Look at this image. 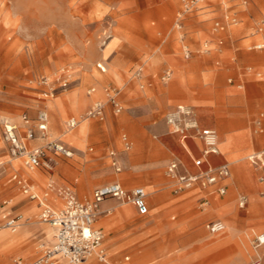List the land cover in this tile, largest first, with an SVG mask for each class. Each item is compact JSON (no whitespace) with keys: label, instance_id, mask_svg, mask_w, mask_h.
Segmentation results:
<instances>
[{"label":"rangeland","instance_id":"obj_1","mask_svg":"<svg viewBox=\"0 0 264 264\" xmlns=\"http://www.w3.org/2000/svg\"><path fill=\"white\" fill-rule=\"evenodd\" d=\"M180 9L179 0H0V203L22 216L15 232L28 229L24 242L0 254V264H15L17 257L33 260L40 245L51 241L52 227L40 220L38 200H30L12 178H29L30 171L43 175L33 191L49 205L43 194L60 197L61 186H70L81 201L111 181L125 189L154 185L163 192L160 204L148 195L146 215L116 199L100 203L94 225L103 231L108 264H248L257 256L255 249L264 264V245H253L255 234L264 232V181L259 178L264 167L247 158L264 148V77L256 75L264 72V49L253 48L264 44V0H208L179 17ZM216 21L221 30H214ZM107 88L119 90L123 110L115 114L107 106L103 120L88 118L94 100L106 101ZM68 97L82 98L80 108ZM179 101L194 107L202 125L216 129L222 154L216 162L226 159L231 168L226 193L205 207L198 187L177 196L165 175L174 158L196 171L163 119ZM42 108L48 114L47 139L74 153L58 157L51 175L11 157L1 136L2 121L23 130L21 116L32 123ZM53 114L60 122L54 123ZM70 117L85 119L66 131ZM84 120L88 127L79 138ZM123 133L131 141L126 151ZM193 141L187 139L191 146ZM110 149L118 152L120 172L111 166ZM199 155L195 148L194 156ZM85 182L91 183L85 187ZM240 195L246 198L242 208ZM209 221H221L224 231L210 233ZM85 262L105 264L94 257Z\"/></svg>","mask_w":264,"mask_h":264},{"label":"built area","instance_id":"obj_2","mask_svg":"<svg viewBox=\"0 0 264 264\" xmlns=\"http://www.w3.org/2000/svg\"><path fill=\"white\" fill-rule=\"evenodd\" d=\"M181 9L178 14L189 13L202 8L208 0H179ZM235 22V18L232 19ZM222 26L218 21L214 23V30H221ZM255 49H264V44L253 45ZM188 56L189 50H184ZM104 70L101 65H98ZM139 74V70L136 72ZM257 76L264 77V72H258ZM169 72L165 73L163 79L168 78ZM230 81V79H229ZM64 86L66 83L63 84ZM94 88L88 90V94L94 92ZM106 101L94 100L86 111L88 118L103 120L106 107L109 106L113 113L118 114L123 110L122 102L118 96L119 90L116 88L105 89ZM50 95H53L51 93ZM23 130L9 120L2 121L1 136L6 143L7 151L13 158H20L25 167L29 169L42 168L51 173L58 157L71 158L73 151L56 140H48V114L42 108L39 109L36 118L31 123L26 114L21 116ZM164 122L170 132L181 139L192 138L198 140L201 145V155L193 157L192 164L196 168L195 172L184 169L180 160L171 159L165 166L166 177L173 182V194L198 187L200 190H209L218 195L226 193V181L230 177V166L228 162L213 165L209 157L218 156L219 141L215 129L202 127L199 123L198 115L189 104H177L168 109L163 116ZM77 120L70 117L65 122L66 131L73 129L77 125ZM45 140L44 144L35 148H30L28 142L32 140ZM122 151L129 150L131 141L123 133L121 135ZM111 166L115 172L121 171L118 152L110 149L107 152ZM248 160L255 165L264 167V149L251 153ZM260 181H264V176H260ZM15 184L21 192L30 200H38L40 206L39 218L43 223L49 224L53 229V240L49 245H40V255L33 260H24L20 257L14 259L15 264H79L91 256H95L100 262H106V251L103 247V232L94 225L100 203L107 199H116L122 203L131 204L139 215H146L149 212L147 204L148 194L143 187L125 189L118 182H110L96 187L91 199L81 201L77 198L70 186H61L58 194L63 200V205L59 209L49 207L37 193L33 191L31 185L19 177L14 176ZM52 188V181L48 183ZM200 206L209 204L206 197L200 199ZM238 207L242 208L246 204V198L240 195L237 200ZM21 219L20 214L13 212L6 202L0 203V229L15 231ZM205 228L212 234L223 232L225 225L221 221H209ZM254 248L264 245V233H260L253 239ZM262 257L256 256L249 264H261Z\"/></svg>","mask_w":264,"mask_h":264},{"label":"crops","instance_id":"obj_3","mask_svg":"<svg viewBox=\"0 0 264 264\" xmlns=\"http://www.w3.org/2000/svg\"><path fill=\"white\" fill-rule=\"evenodd\" d=\"M179 91V92H178ZM177 92L178 93H185L186 91L185 90H177ZM69 98V101H70V103L71 104H74L75 105V109H78V108H80V105H81V99H72V97H68ZM183 99H189L188 101H191L192 102V99H195V97H185V98H183ZM60 102L61 103H63L62 102V97H60ZM120 100H121V97H120ZM87 102V101H86ZM122 102V101H121ZM177 104H187L186 102H183V101H179V102H177V103H175V104H173L172 106H170L169 107V109L170 108H172L173 106H175V105H177ZM53 119H54V123H55V121H59L60 119H59V117L58 116H55L54 114H53ZM198 119H199V117H198ZM60 122V121H59ZM199 123H200V125L202 126V127H205V128H211V129H214V128H212V127H209V126H204V125H202V123L200 122V120H199ZM228 123V122H227ZM87 127H88V122L86 121L83 125H82V131L81 132H79V138H80V135L82 136L84 133H85V131H86V129H87ZM216 130V129H215ZM178 137V136H177ZM179 138V141H180V143H181V145L188 151V153H189V155H190V157H191V162H192V159H193V157H198V156H194V149L196 148V149H198L199 150V152H200V155H201V149H202V145H201V143L198 141V140H196V139H192V140H194L193 142H194V146H191L190 144H188L187 143V139L188 138H186V139H181L180 137H178ZM226 139H228V137L226 138ZM53 140V139H52ZM67 142H69V141H67ZM62 143V142H61ZM44 144V143H43ZM43 144H40V140H32V141H29L28 142V146L30 147V148H35V147H38V146H41V145H43ZM64 144V143H63ZM65 145V144H64ZM67 146V145H66ZM70 148V147H69ZM261 149H264V148H261ZM261 149H258V150H254V151H252L251 153H254V152H257V151H259V150H261ZM250 153V154H251ZM199 155V156H200ZM222 154H221V152H220V154L218 155V156H221ZM249 155V154H248ZM218 156H210L209 157V160H210V162L213 164V165H218V164H220V163H222V162H228L226 159H224L223 161H220V162H216V157H218ZM118 157H119V155H118ZM170 161V160H169ZM168 161V162H169ZM167 162V163H168ZM229 163V162H228ZM182 164H183V162H182ZM193 165V164H192ZM183 167H184V169L185 170H187V171H189L185 166H184V164H183ZM191 172V171H190ZM192 172H194V171H192ZM237 172H238V174L239 173H242V167L240 166V165H237ZM48 173V172H47ZM52 173V172H51ZM51 173H48V175H51ZM230 174H231V168H230ZM27 175L29 176V178H27V177H24V176H18L17 174H14L13 175V180H14V176H16V177H19L20 179H22V180H24L26 183H28L29 185H31V188L33 189V190H35L36 189V185H37V183H42L43 182V180H44V177H43V175H41V174H39V173H37V172H33V171H30L29 173H27ZM45 177H46V175H45ZM118 179H121L120 178V176H118ZM48 180L49 181H51V178H48ZM31 181H34L35 183H33V184H31ZM14 182H15V180H14ZM111 182H118V181H111ZM91 183V182H90ZM90 183H86L85 182V187L87 186V185H90ZM108 183H110V182H108ZM119 183V182H118ZM105 184H107V183H105ZM103 185V184H102ZM98 187V186H97ZM134 187H143L144 189L145 188H147V190H148V195L150 196L151 194H153V198H154V200L156 201V202H159L158 204H160L161 203V201H163V198H164V195H163V192H161L160 190H158V189H155V187H154V185H151V186H148V185H146V187H144V186H134ZM134 187H132V188H134ZM227 188H228V180L226 181V191H227ZM194 189V188H193ZM192 190V189H191ZM191 190H188V191H191ZM198 190H199V193H201V195H200V197L198 198V201H200V199L202 198V197H206V198H208V200H209V202L211 201V199L214 197V196H216V197H219V196H221V195H218V194H216V193H213L212 191H211V189H209V190H200L199 188H198ZM84 191H85V188H84ZM151 191V192H150ZM188 191H184L185 193L186 192H188ZM44 193V192H43ZM78 193L79 194H82L83 192H81V191H78ZM151 193V194H150ZM37 195H38V193H37ZM40 195V194H39ZM44 196H46V199L49 201V203H50V205L49 204H47L49 207H51V208H53V209H59V208H61L62 207V205H63V200L61 199V197H55V196H53V195H50L49 194V192L48 191H45V193L43 194ZM177 196L179 195V194H176ZM181 195V194H180ZM49 197H52V199H50ZM187 198H190V196H187L185 199H187ZM41 199V198H40ZM56 202H57V204H56ZM218 203H220L221 204V206L223 207V203L222 202H219L218 201ZM147 204H148V197H147ZM133 207V206H132ZM215 207V204H214V202H213V204L210 206V210L212 211V209ZM134 208V207H133ZM135 209V208H134ZM209 209H207V210H209ZM124 215H129V212L128 211H125V210H123V209H119ZM135 211H136V213L138 214V212H137V210L135 209ZM127 213V214H126ZM210 213H213V212H210ZM210 213H208V214H210ZM207 214V215H208ZM21 218H22V216H21ZM96 226V225H95ZM96 227H98V226H96ZM98 228H100V227H98ZM47 229H48V227H43V228H40V230L42 231V233L45 235V237L47 238V239H50L49 238V235H48V231H47ZM51 229V231H52V236H51V241H50V243H52V240H53V229L52 228H50ZM101 229V228H100ZM102 230V229H101ZM16 231V230H15ZM11 232V231H8V230H2V231H0V254H5L4 253V251L8 248V247H12V246H16V245H20L22 242H24V240H26V238H27V235H28V229L26 228V227H22L21 229H19V231H17V232ZM103 232V231H102ZM260 233H264V232H260ZM49 243V244H50ZM48 244V245H49ZM104 247V246H103ZM29 248H30V246H28L27 248H26V250H29ZM104 249H105V247H104ZM30 251V250H29ZM105 251H106V249H105ZM91 257H94L95 259H96V257L95 256H91ZM106 257H107V261L106 262H102V263H105V264H108V256H107V252H106ZM90 258V257H89ZM127 258V257H126ZM97 260V259H96ZM98 261V260H97ZM100 262V261H99ZM81 264H90V263H87V262H82ZM249 264V263H248Z\"/></svg>","mask_w":264,"mask_h":264},{"label":"bare ground","instance_id":"obj_4","mask_svg":"<svg viewBox=\"0 0 264 264\" xmlns=\"http://www.w3.org/2000/svg\"><path fill=\"white\" fill-rule=\"evenodd\" d=\"M83 101L85 102V100H83ZM73 118L76 119V117H73ZM79 118H80V119H79ZM79 118L77 117L76 120H77L78 123H77V125H76L74 128L78 127V126L80 125L81 120L85 119V118H82V117H79ZM84 121H86V120H84ZM74 128H73V129H74ZM80 128H81V131H82V126H81ZM73 129H71V130H73ZM80 136H81V135H80ZM64 137H65V136H64ZM78 137H79V135H78ZM72 138H74L73 135H68V136H67V139H69V140H71ZM75 139H76V138H75ZM76 140H77V139H76ZM38 196H39V198H40V195H39V194H38ZM124 204H127V203H124ZM126 214H127V213H126ZM102 225H105V223H103ZM13 232H14V231H13ZM259 234H260V233H257L256 236L259 235ZM261 246H262V245H261ZM254 253H255V255H257V256H261V255H259V251H258V249H255V250H254ZM83 262H84V261H83ZM81 263H82V262H81ZM79 264H80V263H79Z\"/></svg>","mask_w":264,"mask_h":264}]
</instances>
